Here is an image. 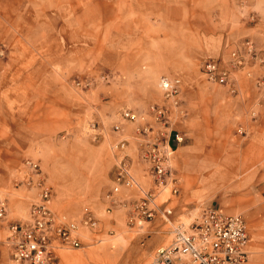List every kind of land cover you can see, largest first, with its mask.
Instances as JSON below:
<instances>
[{
    "label": "crops",
    "instance_id": "1",
    "mask_svg": "<svg viewBox=\"0 0 264 264\" xmlns=\"http://www.w3.org/2000/svg\"><path fill=\"white\" fill-rule=\"evenodd\" d=\"M214 10L220 19L212 22ZM230 13L239 27L227 20ZM236 13L230 0H0V43L6 41L14 49L12 68L0 71V200H6L8 218H25L38 200L36 187L13 183L19 178L22 155L32 154L37 135L48 137L69 126L20 123L22 102L35 95L38 81L41 89L48 87L46 82L53 88L57 65L74 60L102 66L110 75L109 90L129 97L128 103L137 111L164 101L162 80L178 88L187 115L181 121L184 123H172L167 130V145L173 149L172 172L179 188L178 197L169 205L177 214L183 206L204 202L222 214L241 215L250 236L246 264H264V66L255 68L251 78L239 75L236 97H229L227 88L221 86L218 94H227V100L221 102L215 87L200 72L203 62L225 58L245 40L252 41L264 56V25L245 27L243 13ZM219 108L227 111V125L213 123ZM8 111L13 113L11 119L5 114ZM194 113L200 116L196 118ZM231 126H242L246 135L234 134L232 138ZM133 128V124H120L118 133L123 137L120 134L119 139L129 142L125 155L134 179L149 189L152 180L139 157ZM22 133L27 136L25 143L20 139ZM176 133L183 137L181 143L175 141ZM114 166L115 161L111 170ZM55 192L51 208L71 219L83 216L68 215L73 201L62 200L58 187ZM138 197L135 189H122L118 198ZM167 197L164 191L158 199ZM109 216L113 229L97 238L112 240L120 235L126 242L124 209L117 206ZM4 237L2 230L0 240ZM92 237L85 236L83 245L86 240L92 243ZM144 239L150 257L170 236L157 219ZM69 252L60 253L57 264H62ZM100 252L108 257L105 264H133L131 248H101ZM0 264H12L1 243Z\"/></svg>",
    "mask_w": 264,
    "mask_h": 264
},
{
    "label": "built area",
    "instance_id": "2",
    "mask_svg": "<svg viewBox=\"0 0 264 264\" xmlns=\"http://www.w3.org/2000/svg\"><path fill=\"white\" fill-rule=\"evenodd\" d=\"M264 66V56L250 40L230 51L225 58L208 59L202 63L200 72L206 82L223 86L237 96L239 75L251 78L255 68ZM160 86L164 99L178 107V88L167 80ZM147 113L122 111L121 119L135 123V138L140 159L147 165L152 187L143 189L131 172L130 161L124 153L128 141L120 139L112 144L116 154L112 171L111 187L103 196L104 212L110 215L117 206L124 209L127 229L147 232L151 222L159 220L166 227L170 239L167 244L155 249L150 264H246L249 255L250 236L241 215H225L207 207L195 216L189 211L176 213L169 205L177 198L179 188L172 172L173 149L167 145L169 106L151 105ZM148 118L151 120L149 123ZM155 127H158L155 130ZM120 131V124L113 126ZM156 131V132H155ZM155 132V133H154ZM175 141L183 137L176 133ZM20 181L39 190L38 200L33 202L25 218L10 220L6 200H0V231L5 237L0 243L6 247L12 264H57L59 254L83 248L82 240L92 235L93 242L101 241L100 221L94 214L85 213L80 219H71L50 207L52 188L39 164L27 160L23 164ZM122 189H135L139 197L121 201ZM167 191L165 201L159 196Z\"/></svg>",
    "mask_w": 264,
    "mask_h": 264
},
{
    "label": "rangeland",
    "instance_id": "3",
    "mask_svg": "<svg viewBox=\"0 0 264 264\" xmlns=\"http://www.w3.org/2000/svg\"><path fill=\"white\" fill-rule=\"evenodd\" d=\"M230 1L237 13H243L242 22L245 27H252L258 23L264 25V0ZM216 13L218 10H214L212 22L220 19L215 15ZM227 16V20L229 19L231 22L232 19L229 17L231 13ZM232 21L235 26L239 27L235 20ZM234 34L237 37H246L243 32H234ZM13 51L12 44L9 45L6 41L0 43V61L5 62L4 66L0 65V71L3 70L2 67H5L6 71L12 68ZM57 66L54 75H57L58 79L52 80L53 88L46 82L47 86L52 89L48 87L41 89L38 81L35 95L25 97L20 112V123H68L69 126L48 137L36 136L31 147L32 154L22 155L19 178L13 183L21 180L25 161L37 162L47 178L48 185L53 190V195L58 187L62 200L73 201L74 207L68 215L75 217L76 214L84 215L90 212L98 217L101 232L110 234L113 226L111 217L104 212L103 196L111 187L113 171L111 166L113 161H116V154L111 147L114 142L120 140L119 137L122 135L115 132L113 126L124 123L133 124V132H135V123L140 122L123 121L121 119L122 111L130 110L134 113L145 114L149 106L164 104L169 106L170 110L167 125L180 123L187 115L185 103L180 98L179 92L178 107H173L170 102L164 99L163 95V102H154L149 104L146 110L137 111L131 108L128 103L129 97L115 95L109 90L110 75L102 66L88 63L77 64L74 60H70L63 66ZM212 85L218 94L217 91L221 90V86ZM231 96L236 97L230 94L229 97ZM217 97L220 102L223 99L227 100V94L224 93L218 94ZM199 100L197 98V101ZM5 114L10 119L13 117L12 111ZM194 114L196 118L200 116V113ZM213 116V123H226V125L230 123L227 111H223L221 108ZM251 116H254V112H251ZM147 121L151 122L149 118ZM241 127H232L230 136L232 138L235 135L245 136L246 133ZM24 136L27 137L22 133L20 137L22 143L27 141ZM233 179L236 180V177ZM234 191L237 193V190ZM78 205H80L79 209H77ZM206 205L204 202L195 203L188 207L183 206L181 211H189L191 216H195L202 209L207 208ZM145 233L137 229H127V233L124 234L127 235L124 236L126 242L121 239L120 235L112 240L105 236L98 243L86 240L87 244L83 245L81 249L69 252L68 258L62 264H105L104 261L108 257L103 255L100 249L119 250L122 247L132 249L133 264H150L153 254L150 257L146 254Z\"/></svg>",
    "mask_w": 264,
    "mask_h": 264
}]
</instances>
